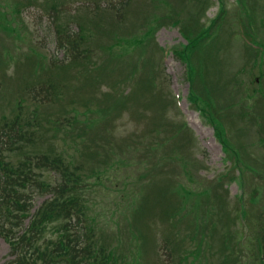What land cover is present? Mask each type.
Listing matches in <instances>:
<instances>
[{
    "label": "rangeland",
    "instance_id": "374dc122",
    "mask_svg": "<svg viewBox=\"0 0 264 264\" xmlns=\"http://www.w3.org/2000/svg\"><path fill=\"white\" fill-rule=\"evenodd\" d=\"M245 1L0 0V118H12L22 104L23 118L39 122L29 131L41 137L35 148L22 143L25 153L49 149L84 167L92 237L113 252L116 264H254V243L240 239L253 236L264 206V0ZM58 25L68 39L84 37L78 65L62 62L66 38L57 36ZM193 46L194 60L188 61ZM84 58L103 64L97 68ZM193 78L200 83L195 89ZM147 79L158 106L145 100ZM48 83L55 86L51 103L45 101L46 85L41 87ZM107 94H129V109L122 116L93 113L91 129L84 128L86 104L109 107ZM144 104L145 115L132 111ZM156 128L152 141L158 149L149 155L146 172L141 143L148 142L145 131ZM5 142L0 136L2 155L9 154ZM110 150L122 160L115 157L118 162L99 182L100 153L112 157ZM34 172L49 185L57 180L50 170ZM50 197L29 193V215ZM243 206L247 230L239 220L246 219ZM171 209L178 213L165 219L162 213ZM19 230L13 229L16 236ZM50 230L46 238L55 240ZM166 248L178 252L168 257ZM12 259L0 233V264Z\"/></svg>",
    "mask_w": 264,
    "mask_h": 264
},
{
    "label": "trees",
    "instance_id": "16d2710c",
    "mask_svg": "<svg viewBox=\"0 0 264 264\" xmlns=\"http://www.w3.org/2000/svg\"><path fill=\"white\" fill-rule=\"evenodd\" d=\"M124 4L125 2H123L122 5ZM82 30L81 28L78 35H80ZM56 33L60 35V32L57 31ZM67 37L68 36L65 37L66 39L64 38L66 46L60 41V47L65 49L67 58L70 61L66 66L72 64L78 65V50L81 43L84 41V37L81 35L76 39H68ZM195 44L196 41L191 45ZM194 47L195 46H193V49H190L187 54V56H189L188 61L194 60ZM87 51L86 49V52ZM84 59L87 60L88 64H92L88 61L89 58ZM83 63L81 72L85 73L87 68L84 60ZM102 64L103 62L99 60L92 65L98 68ZM189 64L191 67V62H189ZM191 82L194 89L195 87L197 88V85L200 86L196 78ZM142 85L147 93L145 100L150 101L154 99L155 105L158 106L157 94L149 91L150 88L153 87L152 82L147 79L142 81ZM54 87L55 86L50 83L45 88L47 93L45 94V101L47 103L55 101L56 96ZM33 92H37V90L34 88ZM106 99L112 101L109 107L106 108L98 106L92 109L86 104L87 109L81 113L82 116L85 115V117H87L82 123L84 128L91 129L88 125L91 124L93 113H100L101 118L106 117L111 111L117 116H122V113L128 110L131 105L128 104L130 101L129 94H122L115 99L107 94ZM32 100L35 101L34 96H32ZM146 106L147 104H144L142 107H134L132 111L135 113L142 111L140 113H144L145 115L147 112ZM18 108V114H15L12 118L9 119L5 116H1L0 118V136L5 138V144H8L10 148L6 150L9 152L8 155H2V151H5V149L0 150V232L10 239L9 247L13 257V259L6 264H115L113 252H110L103 246L96 245L92 237L93 226L87 217L86 197L84 195L85 188L82 180V168L84 167L78 163V165H76V163L73 165L65 163L61 155H51L49 149L43 152H34L32 154L25 153L24 148L20 146L22 143H32L33 148H35V140H41V137H38L35 130L32 129L29 131L30 127L35 123V126H37L39 122L34 121L32 124L29 119L23 118L21 113L22 104L18 103ZM70 120H73V118ZM111 121L112 120H110V122ZM150 121H152V118ZM153 121H155V118H153ZM38 127H36V129ZM157 129L159 128L145 131L147 137L146 141L148 142L141 143L142 157L144 161L146 160V165H144L146 172L150 171L149 166L152 164L150 163L152 159L149 155L158 149L152 141L153 133ZM129 139L130 135L124 139V142L129 143ZM138 141L139 140L132 141L134 144L131 146L136 148V142ZM161 145L162 142L158 147L160 148ZM110 153L112 157H109L107 153L104 156L100 153V159L103 157L104 161L102 170H97L98 177L99 175H106L108 168L112 169L116 162H121L122 159L118 158V154L115 153V151L110 150ZM123 153H126V150L123 151L122 154ZM19 155H21V159L17 162L13 161L15 163L13 165L10 161L11 156ZM83 156L92 157V154H88V152L85 151ZM172 156L167 159L168 164L170 161L172 163ZM115 157L118 161L114 162ZM165 167L166 166L162 168ZM42 169L50 170L57 176V180L48 188V192L51 193V198L41 205L35 214L32 215L28 226L22 230L20 235L15 237L13 236V229L22 228V222L30 216L29 211L31 209V204L27 202L26 193L39 192V190L41 191L46 185V182L35 176L34 170ZM144 175L150 177V179L152 178L150 174L145 173ZM166 179L172 182L173 177L169 175ZM214 198L216 201L219 199V197H215V195ZM177 213L175 209H171L169 211H164L162 214L165 216V219H168ZM228 213V211L225 213L227 219L230 217ZM234 220L236 221V218H234ZM4 225H7V227L5 228ZM173 226L174 223L171 222V224H169L168 221V227L172 228ZM51 228L55 231H53L56 237L55 240L46 238ZM229 237L231 238V235H229L228 238ZM254 241L259 249L258 254H261V257L255 255L258 259V263L264 264V213L257 215ZM166 250L168 257H172L178 252H176L175 249L171 251V249L166 248ZM141 251L143 254L142 248Z\"/></svg>",
    "mask_w": 264,
    "mask_h": 264
}]
</instances>
